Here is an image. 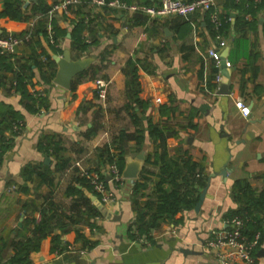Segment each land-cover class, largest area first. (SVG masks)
Instances as JSON below:
<instances>
[{
  "label": "crops",
  "instance_id": "crops-1",
  "mask_svg": "<svg viewBox=\"0 0 264 264\" xmlns=\"http://www.w3.org/2000/svg\"><path fill=\"white\" fill-rule=\"evenodd\" d=\"M21 1L28 13L30 4L39 0ZM41 1L49 7L44 14L20 21L0 17V34L29 35L17 45L10 60L30 64L31 70L25 68L32 73L28 89L37 98L46 96L49 105L39 111L31 109V101L16 89L14 69L7 68L0 53V264L15 253L16 241L32 235V220L39 221L42 212L50 232L29 252L30 264H218L204 242L211 229L227 228L226 215L236 208L233 182L246 180L256 193L264 192V3L250 11L244 0L220 3V16L229 20L227 32L221 33L215 30L208 11L168 16L156 24L150 19L134 24L132 18L142 14L118 5L98 6L90 0L82 7L72 5L67 14H50L53 4L62 0ZM148 2L158 5L160 0ZM132 3L143 5L142 0ZM3 6L4 0H0V11ZM80 15L83 25L76 30H80L84 49L71 46V31ZM41 20L50 43L55 23L66 31L55 44L57 48H69L73 59H93L82 76L72 78L69 89L54 84L53 78L45 83L41 76L55 75L53 56L62 51L54 53L40 38V44L34 45L35 53L40 54L37 60L47 62L41 53L45 50L53 63L38 68L31 59L29 41L37 39L31 31ZM218 34L226 41L219 52L227 63V95L216 93L218 83L214 81L224 68L206 52L208 47L218 48ZM128 60H135L137 67L138 96L143 106L135 110L142 132L127 110L124 69ZM214 63L217 72L212 70ZM96 78L109 81L104 100L95 93ZM36 90L41 95H35ZM237 100L249 108L247 116L235 105ZM11 108L20 118L13 128ZM148 120L163 129L170 156H189L202 164L206 194L198 212L194 208L178 212L174 220L151 230L146 240L129 226L137 209L147 200H155L158 166L153 163V154L157 140L148 135ZM137 134H144L140 143ZM123 135L124 156H145L147 172H140L134 182L110 179L106 168L112 164L119 168L114 160L108 163L99 154L108 152L116 159ZM44 136L54 139L48 148L43 147L44 141L40 143ZM56 144L58 151L54 150ZM148 155L150 160L146 161ZM61 161H65L64 166L58 168ZM82 170L104 178L112 202L102 203L91 185L88 189L80 184ZM37 172H45L50 180ZM136 182L141 186L135 189ZM113 215L118 219L113 220ZM77 231L86 242L77 239ZM261 247L264 240L253 249L252 264H264V257L256 255Z\"/></svg>",
  "mask_w": 264,
  "mask_h": 264
},
{
  "label": "trees",
  "instance_id": "trees-1",
  "mask_svg": "<svg viewBox=\"0 0 264 264\" xmlns=\"http://www.w3.org/2000/svg\"><path fill=\"white\" fill-rule=\"evenodd\" d=\"M90 0H79L76 4L78 7H82L86 5ZM106 2L111 0H105ZM120 2H126V4H133L134 0H118ZM240 1V0H239ZM237 1V3L239 2ZM264 3V0L261 2H253V0H244V5L247 7V11L258 8L260 5ZM142 4L146 6L152 5L148 2V0H142ZM239 7L242 4H238ZM254 7V8H253ZM48 6L45 5L41 0L31 3L29 7V12L26 13L27 8L22 7L21 0H4L3 9L0 11V17H7L12 20L20 21L26 20L30 15L36 14H44L48 10ZM80 9H78L79 11ZM78 14H82L80 11ZM80 19L75 22L74 28L71 31V46H76L80 49H84L85 44L81 41L78 32L80 30H76V28H82L83 25V15H80ZM133 23H141L146 22L148 17L144 14L142 16H134ZM226 19V20H225ZM223 23L221 27L217 30L218 32L223 33L227 32L229 27V20L227 16L223 17ZM151 23L156 24V20H150ZM240 22V17L237 18L236 23ZM74 23V22H73ZM152 26V25H151ZM53 31L52 34L53 42H49L48 34L45 28L44 21H38L35 25L32 32V37H36V40H30L29 45L32 49L31 59L35 64V67H42L44 65H51L53 60L51 56L45 51H41L46 59V63L44 64L42 61L37 60V56L40 54L35 53V46L40 44V38H43L47 41L51 51L54 53H61L62 49L57 48L55 44L59 42V38L63 37L66 33L65 29L59 28L55 23H53ZM154 29V27H153ZM216 30V29H215ZM223 31V32H222ZM25 34V33H24ZM23 34V35H24ZM21 35V36H23ZM0 36H7L5 34H0ZM20 36V37H21ZM6 61L7 68L14 69L15 73V82L16 89L20 90L23 96L28 98L32 103V110L39 111L42 108H48V102L46 96L37 98L31 93L28 89L27 83L31 82L32 73L31 71L27 72L30 69V64L26 65H18V63L11 61V56L7 54L1 55ZM17 64V65H16ZM143 69H147L144 64H141ZM26 68V69H25ZM136 62L135 60H128L127 67L124 69V73L127 77L126 86L127 93L129 96V104H127V110L130 111L133 122L139 127L138 131L142 132L141 120L136 114L135 108H142L143 101L138 96L140 86L137 80L136 73ZM212 70L217 72V65L214 63ZM44 82L49 83L54 76V72H50L49 74L42 73ZM78 76H82V73L78 74ZM19 115L11 108V128L17 124L19 121ZM144 129V128H143ZM147 132L149 136H153L154 140H157V147L154 151V160L153 163L158 166V170L156 173L157 180L155 182L154 188V201L147 200L142 208L137 209V216L133 220V222L129 226V230L132 225L137 231V234L143 235V237L148 240L150 231L158 227L162 222L166 220H174V216L178 212L186 211L195 207L199 199V191L205 186V179L203 177V167L202 164L191 160L189 156H170L166 149V135L162 128L158 127L156 124H152L149 120L147 122ZM144 139V134H137L136 140L137 143H140ZM53 137L44 136L40 139V143L43 142V147L48 148L52 144ZM119 152L117 154V158L114 159L111 154L108 152H101L100 157L105 159L104 161L111 163L113 160L115 164L118 166L119 170H122L124 163L123 160L125 158V145L126 140L124 135L119 138ZM60 147L55 146L54 150L58 151ZM150 160V155L146 157V161ZM65 161H61L58 164V168L64 166ZM142 171L147 172L146 168ZM141 171V172H142ZM44 180H50V178L46 177L45 172H37ZM80 184L90 189L89 180L85 177L79 178ZM141 184L137 182L134 184V188H139ZM232 189L236 190L233 194V199L236 203V208L232 209L228 212L227 219H230L234 216H239L243 221V229L242 233L247 239H251L252 236L259 232V244L264 240V192L256 193L249 185L246 180H236L232 184ZM136 204V202H135ZM95 212L99 211L94 207ZM33 228L32 235L30 237L26 236L24 239H20L15 242V253L8 259L4 264H30L29 261V252L34 251L38 248L40 241L50 232V228L48 227V222L45 217H43V212L41 213V218L39 221L32 220ZM133 236V235H131ZM77 239H82L83 242H86L85 236L77 231ZM56 236H53V240Z\"/></svg>",
  "mask_w": 264,
  "mask_h": 264
},
{
  "label": "built area",
  "instance_id": "built-area-1",
  "mask_svg": "<svg viewBox=\"0 0 264 264\" xmlns=\"http://www.w3.org/2000/svg\"><path fill=\"white\" fill-rule=\"evenodd\" d=\"M224 1L226 0H160L158 5L150 6L137 3L126 5L118 3L115 0L108 2L105 0H91V3L104 7H115L118 5L133 13L144 14L148 19L156 21L172 15L187 17L195 12L208 11L211 23L214 28L218 30L223 21L226 20H223V16H220L217 10L218 5ZM78 2L79 0H62L53 4L49 13L53 14L54 12L61 11L67 14L69 13L70 7L76 5ZM52 34V32L49 34L51 42H53ZM217 37L219 39L218 48L208 47L206 52L209 57L213 58L218 63L221 59L219 48L224 47L226 41L221 34H218ZM28 39L29 35L25 37L11 35L0 36V53L13 56L17 45ZM220 79V74H216L214 79L215 83L219 84ZM108 83L109 81L104 78L95 79V93L99 100L105 99ZM35 95H41L40 91L36 90ZM235 105L239 108L242 115L247 116L249 114V108L242 100H237ZM106 172L110 179L115 181L122 179L121 172L114 164L109 165L106 168ZM80 175L89 180V184L94 192L100 194L102 203L108 204L113 201L112 192L106 187L104 178L97 172L82 170ZM227 223L228 225L225 229H211L209 231L204 242L205 248L214 255L218 264H237L238 261H242L245 264H252V251L259 243V232H256L251 239H247L242 233L243 221L239 216L230 218Z\"/></svg>",
  "mask_w": 264,
  "mask_h": 264
},
{
  "label": "water",
  "instance_id": "water-1",
  "mask_svg": "<svg viewBox=\"0 0 264 264\" xmlns=\"http://www.w3.org/2000/svg\"><path fill=\"white\" fill-rule=\"evenodd\" d=\"M34 1V0H29ZM69 35V34H68ZM55 62L57 63V70L53 77V83L60 86L64 89H69L71 80L74 76H76L79 73H82L89 64L93 61L92 57H84V58H77L73 59L71 57V53L69 48H64L61 55H54ZM220 65L224 70L222 71V76L220 79V82L218 84V89L216 91L217 94L227 95L230 93L229 88V75L227 73V70L225 69L227 66V63L225 59L221 56L220 59ZM125 162L124 166L121 170V177L125 180H132L134 182L140 172L143 169V165L145 163V156L143 153H138L135 156L131 157L129 155L125 156ZM45 161H48V158H45ZM226 169L223 168L221 170V174L223 176L226 175ZM206 194V188L204 187L200 194L199 199L197 203L195 204L194 210L198 212L201 202ZM92 199H96V196H91ZM100 207L102 206L101 203H99ZM118 215H113L112 219H118ZM182 252L188 251L185 249H181ZM257 256L264 257V247L259 248V250L256 252Z\"/></svg>",
  "mask_w": 264,
  "mask_h": 264
}]
</instances>
